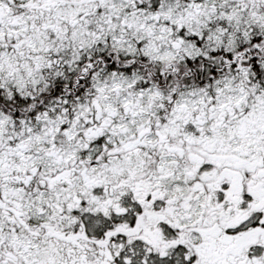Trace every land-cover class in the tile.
I'll return each mask as SVG.
<instances>
[{"label": "snow or ice", "instance_id": "1", "mask_svg": "<svg viewBox=\"0 0 264 264\" xmlns=\"http://www.w3.org/2000/svg\"><path fill=\"white\" fill-rule=\"evenodd\" d=\"M0 264H264V0H0Z\"/></svg>", "mask_w": 264, "mask_h": 264}]
</instances>
